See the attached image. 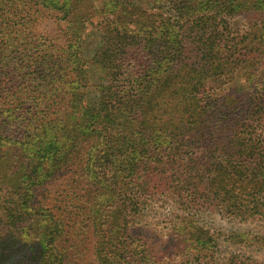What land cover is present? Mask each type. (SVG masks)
Returning a JSON list of instances; mask_svg holds the SVG:
<instances>
[{"label":"trees","instance_id":"16d2710c","mask_svg":"<svg viewBox=\"0 0 264 264\" xmlns=\"http://www.w3.org/2000/svg\"><path fill=\"white\" fill-rule=\"evenodd\" d=\"M151 1L0 0V264H159L171 199L197 262L255 264L199 223L264 221V0Z\"/></svg>","mask_w":264,"mask_h":264},{"label":"rangeland","instance_id":"374dc122","mask_svg":"<svg viewBox=\"0 0 264 264\" xmlns=\"http://www.w3.org/2000/svg\"><path fill=\"white\" fill-rule=\"evenodd\" d=\"M113 1L116 2V0H93L94 5L98 9H101L104 4L106 5ZM134 1L141 6L149 5V7L154 3L151 0ZM164 6L167 7L166 10L169 9L167 3ZM249 19V16H239L234 18L230 25L237 30H244L247 27ZM52 21L50 17L44 18L38 29L39 32L52 36L55 35ZM94 21H97V19L95 18ZM91 35V40H94L96 35L94 32H88L86 37ZM239 81H241L238 84L239 88L246 89L247 87L243 80ZM209 85H213V83H209ZM173 201V199L169 200L168 203H161L158 200L152 201L150 206L144 211L142 225L145 227V235L143 237L150 245V254L154 256L159 264H203L206 260L199 258L200 261L197 262L196 252L186 248L187 243H185V240L173 228V226L176 227V223H179L181 218V209L179 206L173 204ZM199 226L207 227L211 231H216L219 234H225L226 237L231 233L248 234V237L254 240V242L252 240L246 241V237L244 241L235 240L225 242L221 245L220 251L214 255V260L219 261V263H224L233 256L241 255L246 258L250 257L255 264H264V240L262 242L259 241L260 238H264L263 220L255 218L244 222L222 217L217 212H211L210 214H203V219H201ZM91 254L92 249L89 245L88 261L92 264H98Z\"/></svg>","mask_w":264,"mask_h":264}]
</instances>
